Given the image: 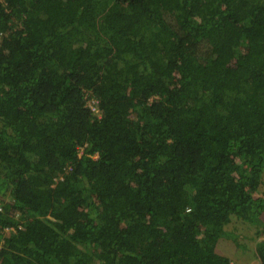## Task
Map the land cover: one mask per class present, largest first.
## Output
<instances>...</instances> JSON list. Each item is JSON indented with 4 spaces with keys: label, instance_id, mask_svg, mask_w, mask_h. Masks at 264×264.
<instances>
[{
    "label": "trees",
    "instance_id": "trees-1",
    "mask_svg": "<svg viewBox=\"0 0 264 264\" xmlns=\"http://www.w3.org/2000/svg\"><path fill=\"white\" fill-rule=\"evenodd\" d=\"M0 35V264H232L264 212V0H0Z\"/></svg>",
    "mask_w": 264,
    "mask_h": 264
},
{
    "label": "rangeland",
    "instance_id": "rangeland-1",
    "mask_svg": "<svg viewBox=\"0 0 264 264\" xmlns=\"http://www.w3.org/2000/svg\"><path fill=\"white\" fill-rule=\"evenodd\" d=\"M260 191L264 192V172ZM263 224L264 212L253 224L243 223L236 218H232L231 223L226 227V231L235 237H227V240L220 242L216 247L217 251L226 253L232 249L236 252L238 260L234 264H260L256 256V246L260 240L264 239Z\"/></svg>",
    "mask_w": 264,
    "mask_h": 264
},
{
    "label": "crops",
    "instance_id": "crops-1",
    "mask_svg": "<svg viewBox=\"0 0 264 264\" xmlns=\"http://www.w3.org/2000/svg\"><path fill=\"white\" fill-rule=\"evenodd\" d=\"M225 240H227V237L219 240V243L222 242V241H225ZM218 244H217V246H218ZM227 245L229 246V244H227ZM216 251H217V249H216ZM217 253L222 255V256H225L226 258H228L231 261L232 264H234V262H237V260H238V258L236 257V252H234L232 249L229 252H226V253L222 252V251L221 252L217 251Z\"/></svg>",
    "mask_w": 264,
    "mask_h": 264
},
{
    "label": "built area",
    "instance_id": "built-area-1",
    "mask_svg": "<svg viewBox=\"0 0 264 264\" xmlns=\"http://www.w3.org/2000/svg\"><path fill=\"white\" fill-rule=\"evenodd\" d=\"M0 40H1V35H0ZM89 106L91 107L92 111H94V113L98 114V111H97L96 108L93 106V103H91Z\"/></svg>",
    "mask_w": 264,
    "mask_h": 264
}]
</instances>
